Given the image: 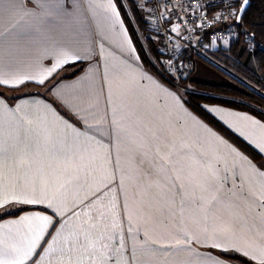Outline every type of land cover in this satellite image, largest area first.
<instances>
[{"label":"crops","instance_id":"1","mask_svg":"<svg viewBox=\"0 0 264 264\" xmlns=\"http://www.w3.org/2000/svg\"><path fill=\"white\" fill-rule=\"evenodd\" d=\"M114 2L123 20L122 28L115 31L105 21L107 0H91V8L90 0H14L13 9L0 12V40L3 41L0 43V74L8 78L10 84L15 83L13 77L37 75L40 65L48 62L41 60L46 50L68 48L83 58L75 71L68 66L55 78L64 81L60 86L63 99L55 91H48L52 80L45 81L44 85L34 82H25L19 87L0 85V94L5 97L0 100V118L7 111L5 105L18 107L21 113L39 112L49 123L52 143L59 144L66 139L78 149L72 160L30 153L31 170L18 169L17 186L27 179L29 187H35L39 195L44 187L50 191L57 188L63 177L77 176L79 179L63 193L69 209L64 218L69 220V229L79 225L88 230L90 247L98 256L111 257L107 264H240L221 255L240 253L208 247L211 240L193 244L191 250L181 248L167 252L160 244L173 241L184 231H200L207 224L210 234L216 229L219 243L227 245L230 240L238 239L242 245L247 244L250 252L264 246V221L256 211L255 197L250 195V192L260 195L264 191V178L254 175L247 161L230 150L236 149L257 168L264 169V153L252 143L264 140V130L241 118L264 120L246 110L217 103L203 104L210 115L258 154L259 158L254 160L192 112L184 104L178 86L174 87L166 81V76L158 75L144 64L135 36L124 18L121 0ZM57 3L63 8L54 7ZM65 12L70 15H64ZM21 24L33 25L36 29L32 41L26 44H17L11 36L15 31L13 26ZM127 40H131V45ZM19 47L26 48L27 53L16 56ZM130 48L136 49L132 55ZM137 55L139 60L135 59ZM199 60L193 57L189 70L195 72L201 63ZM147 75L175 93L179 101L151 87L147 79H141ZM84 77L88 78L85 84L74 86L77 78ZM31 86L36 90H24ZM37 88L46 91H37ZM82 88H88V95L82 94ZM65 100L74 101L76 107H70ZM83 121L90 127H85ZM66 124L74 125L82 135L77 138L70 131L66 133ZM199 124L206 125L225 143L208 136ZM9 131L15 134V124L12 129L5 126L6 135ZM19 135L24 139L23 128ZM173 145L190 157L203 155L211 159L213 165L219 161L209 192H203L198 186L205 173L202 168H196L192 159L176 166L183 168L180 181L185 184L183 193H177L158 174L156 148L159 147L163 155ZM37 169L42 172L38 174ZM234 172L243 178L242 189L241 181L233 180ZM192 176L200 179L190 182ZM57 177L60 179H54ZM44 180L49 181L47 185ZM211 196H216L219 203L213 201L210 207ZM198 200L203 201V207L197 205ZM0 211L9 213L0 218V224L12 233L16 226L11 222L21 216L50 212L44 205L16 203H9ZM74 212L81 215L76 217ZM84 212H89L94 219L89 221ZM225 221L237 224L236 236L225 237L222 233ZM245 222L247 227L241 231L239 224ZM93 223L96 226L90 227ZM121 236L123 248H120ZM104 244L108 248H103ZM55 256V253L41 251L40 256L32 257L26 264H33V260L36 264H49Z\"/></svg>","mask_w":264,"mask_h":264},{"label":"snow or ice","instance_id":"2","mask_svg":"<svg viewBox=\"0 0 264 264\" xmlns=\"http://www.w3.org/2000/svg\"><path fill=\"white\" fill-rule=\"evenodd\" d=\"M249 0H221V4L224 5L226 12L218 14L211 18V23L220 21L222 18L227 19L229 16L239 20L240 16L238 13L244 11V7L248 4ZM237 3L241 4V7L237 10ZM14 0H0V12L10 11L14 7ZM90 8L92 3L90 0ZM121 7L123 3L121 0ZM56 8H63L62 4H55ZM137 8L143 11V5L137 4ZM204 8L203 0L197 5L194 11H199ZM106 16L105 21L109 28L113 31L118 28H122L123 20L121 19V13L118 10L117 4L114 0H107V6L105 8ZM64 15H70V13H63ZM171 22L170 20L168 21ZM231 25H227L217 31H227ZM15 31L11 32L12 39L17 44H26L33 39L35 27L33 25L21 24L19 26L14 25ZM126 32L127 30L124 29ZM172 32H179V25L173 26ZM2 35V34H0ZM233 39H237L235 34H231ZM247 35V33H245ZM218 37L213 34V43ZM3 41L0 40V43ZM127 44L131 45V40L126 41ZM227 43V40H225ZM207 47V45H205ZM159 51H163L160 49ZM136 52L135 48H130L129 54L132 55ZM27 53V49L19 47L16 50V56H23ZM82 57L77 53L73 52L68 48H55L51 51H45L41 54V60H47L46 64L40 65V71L37 75H25L23 77L16 76L14 84H10L8 78H4L3 74H0V85H6L9 87H19L25 82H34L39 85H44L45 81L52 80L51 86L48 88L49 92L55 91L58 97L63 99V95L60 91V86L64 81L56 80L55 78L62 72L66 67L71 66L73 71L76 70V66L82 61ZM136 60H139V56H135ZM174 71V69H169ZM37 76L39 78H37ZM87 77L77 78L74 86L85 84ZM147 79L150 82L151 87H154L158 91H162L169 97H173L179 101V97L171 92V90L164 88L150 75L141 78ZM81 92L83 95H88V88H82ZM5 99L3 94H0V100ZM65 103L70 107H76L74 101L65 100ZM7 109L6 113L0 118V208L6 207L9 203L16 204H29V205H44L50 212H36L31 215L21 216L18 220L12 221L11 225L16 226L14 233L5 231V225L0 224V264H26L32 257L40 256V252L55 253V259L51 260L49 264H107V259L101 255H97V251L89 245V233L88 230L83 226H76L69 229V220L65 219L66 212L69 210L66 207V202L63 198V193L76 182L79 178L77 176L69 175L63 177V182L59 183V186L54 190H48L47 187L41 189L39 195H37L35 187H29L30 181L25 179V182L21 186H17V182L20 177L17 175L18 169L31 170L32 159L30 153L36 155H52L57 159L72 160L75 158L78 149L74 144L64 141L59 144L51 142V128L46 117L41 116L39 112L35 114L21 113L19 108H11L5 105ZM209 111H214L209 109ZM79 116V112L76 113ZM83 120V118L81 117ZM241 119L250 121L252 125L264 130V122L255 120L251 117L244 116ZM85 127L87 125L86 121ZM15 124L16 131L13 134L9 131L5 134V126L9 129L13 128ZM35 126V127H34ZM205 133L215 139L218 143H225L216 133H214L206 125L199 124ZM20 128L24 129V139H21L19 135ZM73 137H80L82 133L74 125L66 124L65 132H69ZM33 133L35 135L33 136ZM240 135H244L241 131ZM247 139V137H245ZM254 146L259 150L260 153H264V140L261 142L252 141ZM233 153L242 161H247L249 169L254 175L264 178V169L257 168L256 165L252 164L251 161L247 160V157L242 156L236 149H230ZM146 155V153H145ZM156 155L159 160L155 163L158 166V174L168 181L172 188L176 189L177 193H183L185 190V184L181 183V172L183 168L178 169L176 166L181 164L186 159H192L197 169L204 170V176L199 182V187L203 192H209L211 183L217 176V165H213L211 159L204 157L200 158L190 157L183 149L177 150L175 145L165 154L161 155L159 147L156 148ZM235 168V165H234ZM39 174L42 170L37 169ZM59 180L60 178H54ZM200 178L198 176H192L191 181H197ZM233 180H240L241 184L239 187L243 188V178L234 172ZM49 181L44 180L43 183L47 185ZM250 195L255 197V206L258 215L261 220L264 221V191L260 195H256L255 192H250ZM217 201L216 196H211L208 201L211 207L212 202ZM83 203V201H81ZM199 207H203V201H196ZM125 209H127V203H125ZM91 221L94 218L89 212L83 213ZM73 215L79 217L80 212H74ZM215 214H213L214 216ZM131 216L129 220V231L131 232ZM208 215H205V221H207ZM87 223V221H86ZM96 225L90 224V227ZM237 224L231 221H225L221 229L225 237L236 236ZM247 227L246 222L239 224V229L243 231ZM50 237L51 239H47ZM82 238V239H81ZM103 238V237H101ZM211 240L212 243L208 244V247L220 249L223 252H237L247 257L249 260L256 261L257 264H264V246H261L256 251H249L247 244H241L238 239L230 240L227 245L217 242L216 240V229L213 228L211 234L207 224L200 231H184L180 235L174 238L173 241L161 243L160 248L167 252L170 249H187L191 250L193 244H200ZM157 243V241H153ZM46 245V247H45ZM103 248H108L107 244L102 245ZM120 248H123V237L121 236ZM39 249V251H38ZM119 251V248L117 249ZM87 257V260L85 259ZM33 264L36 261L33 260Z\"/></svg>","mask_w":264,"mask_h":264},{"label":"trees","instance_id":"3","mask_svg":"<svg viewBox=\"0 0 264 264\" xmlns=\"http://www.w3.org/2000/svg\"><path fill=\"white\" fill-rule=\"evenodd\" d=\"M130 9L135 21L140 25L139 30H143V22L136 7L131 4ZM122 12L124 14V18L127 21L128 27L130 28V30H132V33L135 36V42L139 48L144 64L148 65L151 69H154L155 72L160 75L157 68L148 60L149 58L145 55V51L142 49L137 38V32L129 21L128 16L123 10ZM237 27L240 31L241 36L244 33L251 34L254 39L258 43H260V47H258L252 54H249L241 51V49H238L236 44H234L232 48L215 49L214 51H212L211 55L220 63L232 70L236 75L247 81L250 85L264 91V0H249L248 6L241 15L240 20L237 22ZM151 51L154 52L155 50L151 48ZM159 58L160 55L158 54V59ZM159 65L162 68V72L165 73L164 64H162V66L159 63ZM191 72L192 69L189 70L188 74L190 75ZM189 75H187V77L184 79L178 80V82L181 81V84L183 83V85L186 82L193 83L197 88L194 87L193 90L184 89V93H181L184 104L203 121L214 128L217 132L232 141L249 157L257 160L259 158L258 154L251 150L247 145H245V143H243V141L233 135V133H231L226 127H224L219 121H217L212 115H210L204 109L203 104L219 103L237 109L246 110L264 120V96L255 90L245 91L242 88H232L229 85H208L205 83L193 82L188 77ZM166 81L168 83L169 81H174V83L177 84H172L174 87H177L179 85V83L175 82V80L172 79ZM234 82L237 81L234 80ZM238 84L243 87L241 83L238 82ZM183 85H179L178 87L183 88L185 86ZM208 91L235 96L242 99L243 101L237 102L234 100L222 99L220 97L211 95L212 93L209 94ZM8 214V212L0 211V218L7 216ZM221 255L226 258H230L231 260H235L240 264H257L236 253H221Z\"/></svg>","mask_w":264,"mask_h":264},{"label":"built area","instance_id":"4","mask_svg":"<svg viewBox=\"0 0 264 264\" xmlns=\"http://www.w3.org/2000/svg\"><path fill=\"white\" fill-rule=\"evenodd\" d=\"M142 2L150 11L157 47L163 50L160 53L163 56L167 79L178 81L186 78L193 57L220 70H226L225 73L230 77L242 79L211 55L215 45L223 44L225 40L228 43L232 42L234 39L231 34H235L236 37L240 35L238 20L234 17L229 16L227 19L222 18L211 23L212 17L226 12L221 0H203L204 8L199 11L194 9L201 0H142ZM176 25H179V32H172V27ZM227 25H231L227 31H217ZM213 34L218 37L214 43ZM242 39L251 52L260 47V43L249 33L247 35L244 33ZM170 68L174 71H170ZM252 87L257 92L263 93V90Z\"/></svg>","mask_w":264,"mask_h":264},{"label":"rangeland","instance_id":"5","mask_svg":"<svg viewBox=\"0 0 264 264\" xmlns=\"http://www.w3.org/2000/svg\"><path fill=\"white\" fill-rule=\"evenodd\" d=\"M123 3V11L126 13V15L129 18V21L131 22V24L133 25V27L135 28L136 32H137V38L140 42V45L142 47V49L145 51V55L149 58L148 60L157 68L158 72L160 74H162V76H166V72H162V68L160 67L159 63L162 65L164 64V60H163V56L160 53L157 44H156V40H155V36H154V32L152 29V25H151V15H150V11L149 9L144 5V3L142 2V0H122ZM131 4L134 5L140 15V18L142 19L143 22V30H139V24L135 21L133 14L131 12ZM137 4H141L143 5V11L139 10L137 8ZM240 3H237V7L239 8ZM236 44L238 49H241V51L252 54L253 52L249 51L247 49V46L243 43V39L242 36L239 35L237 37V39H234L232 42H227V43H223V44H219L217 45V49L218 48H222V49H228V48H232V46ZM151 48H153L155 51H151ZM159 52V53H157ZM158 54L160 55V58L158 59ZM158 60V61H157ZM200 61V60H199ZM201 63L196 67L195 72H191L190 75L188 76L190 78L191 81L193 82H200V83H205L208 85H229L232 88L236 87L237 89H244L245 91H252L254 90V88L252 86H249L244 80L238 78V77H230L227 75V73H225L226 70H220L215 68L214 66L209 65L208 63H206L205 61L201 60ZM163 66V65H162ZM164 69V68H163ZM206 78L208 81H201V79ZM167 79V78H166ZM169 80V79H167ZM234 80H236L237 82H234ZM177 83H179V85H183V83L181 84V81H175ZM239 83H241L243 85L240 86ZM170 84H176L174 83V81H169ZM178 85V86H179ZM185 85V86H184ZM183 88H179L181 93H184V89H191L193 90L195 87V84L193 83H188L186 82L184 84ZM182 87V86H181ZM197 88V87H195ZM24 90L27 91H34L36 90L34 87H28L25 88ZM197 90V89H195ZM37 91H41V92H45L46 89H40L37 88ZM256 91V90H255ZM208 93H212L211 95L213 96H217L220 97L222 99H226V100H234V101H243L242 99L235 97V96H229V95H224V94H219L217 92H210L208 91ZM264 93V91H263ZM261 94L264 96V94ZM219 104V103H217Z\"/></svg>","mask_w":264,"mask_h":264},{"label":"water","instance_id":"6","mask_svg":"<svg viewBox=\"0 0 264 264\" xmlns=\"http://www.w3.org/2000/svg\"><path fill=\"white\" fill-rule=\"evenodd\" d=\"M247 6H248V4L244 7V11H245V9H246ZM240 7H241V4H240L239 8H240ZM239 8H238V9H239ZM244 11H243V12H244ZM243 12L238 13L239 16H240V18H241V15L243 14ZM239 20H240V19H239ZM239 20H238V21H239Z\"/></svg>","mask_w":264,"mask_h":264}]
</instances>
